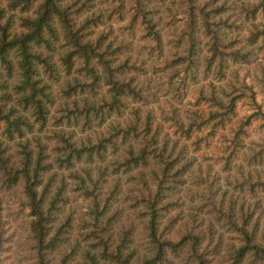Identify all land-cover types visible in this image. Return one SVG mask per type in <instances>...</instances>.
<instances>
[{
  "label": "clouds",
  "instance_id": "9594fccd",
  "mask_svg": "<svg viewBox=\"0 0 264 264\" xmlns=\"http://www.w3.org/2000/svg\"><path fill=\"white\" fill-rule=\"evenodd\" d=\"M48 11L38 0L26 15L35 23ZM31 31L17 26L9 41ZM8 63L3 264H264L252 215L257 200L264 212V0H63L43 41L28 55L12 49ZM205 165L209 215L169 224L183 181ZM217 165L259 193L244 213L211 198ZM81 202L99 209L86 227L69 219Z\"/></svg>",
  "mask_w": 264,
  "mask_h": 264
},
{
  "label": "rangeland",
  "instance_id": "374dc122",
  "mask_svg": "<svg viewBox=\"0 0 264 264\" xmlns=\"http://www.w3.org/2000/svg\"><path fill=\"white\" fill-rule=\"evenodd\" d=\"M88 3H93V0H87ZM174 2H181L184 3L185 0H174ZM196 3L197 0H194ZM212 3H218L219 0H211ZM22 16V14H18L16 16L17 19H19ZM176 23H179L177 20ZM101 39H104L102 36ZM100 41H97V45H99ZM163 43L162 41L160 42ZM143 46V45H142ZM120 51V49H117ZM163 55V51L161 53ZM127 62V61H126ZM178 61L173 60L172 64H177ZM165 66H167V62H165ZM156 73L153 72V75ZM3 150V146L0 145V151ZM216 172V176L214 179H212V185L209 186V191L212 187H215L216 185H219L218 188H216L215 192H212L211 198L215 199L216 197H219V202L223 206L224 204H229L230 207L234 210L237 205H239V210L241 213H244L247 207V202L250 198L255 200L256 197L259 195L257 192H253L251 189H248V194H246L245 189L235 183L232 179H230L226 175H222L226 171V168H222L219 165L216 166L214 169ZM212 167L209 165H205L204 167H198L196 168L195 172L199 174L197 175H187V178L183 181L184 185V191L186 193V199L183 203L180 201H174L169 207L172 209L173 212H176V215L173 216L172 220L169 221V224H175L180 225L182 229H188L190 227H194L196 220L200 217L197 214L207 216L208 213H205V209L208 207L206 203H204L205 200V192H204V185L207 183V181L204 179L205 175L209 179L212 178ZM251 175V174H250ZM3 188H0V257H3L5 248L4 244L7 242L4 237L6 235L5 230V222H4V206H3ZM231 198V199H230ZM240 201H244L243 203H239ZM259 204L260 201H256L257 205V211L252 213V215L255 218V224L253 225V228L255 229L257 225H264V212L259 211ZM182 209V211H180ZM89 206L86 202H81L79 205H77L76 208V216L75 217H69L73 221V223H77L78 226H85L89 224ZM10 217H15L14 223H17V227L20 230H24L25 225L27 221L24 219L22 213H11L9 212ZM183 221V222H182ZM204 220H201V223H204ZM65 223H68V220H65ZM224 235V242L227 243L230 239L233 237L228 235L227 233ZM254 238V237H253ZM202 241V237H201ZM223 247V238H221L220 244L217 246L213 252L208 253V255H219L220 250ZM10 251V249H8ZM55 251V250H54ZM52 251V252H54ZM179 255V253L177 254ZM26 259V258H25ZM204 260L207 262V264H211V261H208L204 258ZM0 264H3V261L0 260ZM22 264V262H21Z\"/></svg>",
  "mask_w": 264,
  "mask_h": 264
},
{
  "label": "trees",
  "instance_id": "16d2710c",
  "mask_svg": "<svg viewBox=\"0 0 264 264\" xmlns=\"http://www.w3.org/2000/svg\"><path fill=\"white\" fill-rule=\"evenodd\" d=\"M38 2V0H0V65L7 64L9 70H11V65L8 63V56L12 49L16 47H20L24 50L25 54L28 55L34 43H39L43 41L44 28L47 26L48 20L51 17V14L57 10V7L63 0H48L49 11L44 18H42L39 22H33L30 17L26 14L33 8V6ZM186 3H195L194 0H185ZM4 5L8 7L5 8ZM192 11V10H190ZM18 14H22V16L17 19L16 16ZM19 26L20 28H28L31 29V34L27 36L18 37L9 41V37L14 28ZM116 52H120L116 50ZM28 70L30 73L35 74L34 67L29 64ZM0 79H2V73H0ZM0 102H2V98H0ZM0 116H2V109H0ZM4 150L0 151V162H3ZM44 158V157H42ZM39 166V161H37ZM183 171V170H182ZM99 214V209H91L89 208V220L92 217L97 216ZM51 222V221H49ZM88 226V225H86ZM45 231L44 225H41V232ZM188 239V238H186ZM254 239L250 238V243ZM201 243V238L195 237L194 248ZM51 252L55 250L52 247ZM49 251L46 249H42V252ZM258 258H264V250L257 249ZM163 255V253L161 254ZM243 260V256L239 260L236 261V264H241ZM201 264H207L204 258H201Z\"/></svg>",
  "mask_w": 264,
  "mask_h": 264
}]
</instances>
